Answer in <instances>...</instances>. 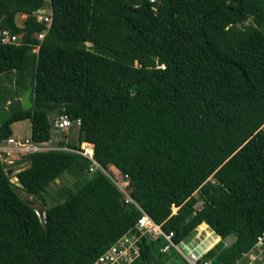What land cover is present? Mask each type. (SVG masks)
<instances>
[{
	"label": "trees",
	"instance_id": "1",
	"mask_svg": "<svg viewBox=\"0 0 264 264\" xmlns=\"http://www.w3.org/2000/svg\"><path fill=\"white\" fill-rule=\"evenodd\" d=\"M46 5L38 41L33 12ZM1 28L19 40L0 43V110L30 86L32 100L58 105L11 114L0 144L22 119L32 143L47 141L54 112L78 120L76 141L58 146L92 144L104 172L87 173L74 151L45 149L24 154L13 183L0 160V264H89L129 230L139 211L109 166L173 242L206 224L207 246L219 237L204 253L210 264H236L264 241V0H0ZM65 172L74 188L46 205L47 185ZM16 187L41 200L43 219ZM160 241L141 236L130 264H165L171 253L152 252Z\"/></svg>",
	"mask_w": 264,
	"mask_h": 264
},
{
	"label": "built area",
	"instance_id": "2",
	"mask_svg": "<svg viewBox=\"0 0 264 264\" xmlns=\"http://www.w3.org/2000/svg\"><path fill=\"white\" fill-rule=\"evenodd\" d=\"M45 4L50 2V0H42ZM153 1V0H149ZM33 15L35 20L42 24V29L34 34L35 38L40 41L43 35L47 31L50 21H51V9L48 5L39 7L34 10ZM19 37L15 33H11L5 28L0 29V43L1 44H16L18 43ZM37 50V46L35 48ZM68 118L66 116H57V118L52 120V123L57 128H63L68 125ZM5 148L9 152H14L19 155H24L28 152L38 151L40 147L32 143L27 139H18L9 137L5 141ZM79 149H71L67 147H59V149H64L68 151H74L87 159L89 161L87 167V173L93 172L95 169L99 168L104 172V170L98 165V163L92 157V144L87 142H82ZM1 146V145H0ZM113 183L118 187V189L123 194L124 201L132 203L139 211V216L136 218L132 227L127 230L124 234L119 236L115 241L104 248L89 264H130L138 256L139 245L138 240L141 236L145 240H150L157 242L159 238L161 241L158 244V249L160 252L173 251L178 255L184 264H210V260L204 258V253L196 252L195 247L191 243H186L183 239L178 242H173L172 232H164L160 228V225L155 223L142 209H140L134 201L127 196L124 188L127 185L126 175H124L120 182L115 178H111ZM36 215L39 219H43V214L41 212ZM261 240V237H257V242ZM251 252V251H250ZM249 252V253H250ZM248 253V254H249ZM248 254H243L247 257ZM165 264H172L171 262H166Z\"/></svg>",
	"mask_w": 264,
	"mask_h": 264
},
{
	"label": "rangeland",
	"instance_id": "3",
	"mask_svg": "<svg viewBox=\"0 0 264 264\" xmlns=\"http://www.w3.org/2000/svg\"><path fill=\"white\" fill-rule=\"evenodd\" d=\"M25 17V14H16L15 15V23L17 25H21L23 18ZM248 21H246L245 23H247ZM238 27V25H236ZM32 51H35V49H32ZM52 117H56L54 112H50L49 114V119H51ZM13 128L14 131L20 135H23V133H27L28 132V125L27 123H22L19 127L18 126H14L13 124ZM263 131H264V123L261 125L260 127ZM52 138H56L58 136H65L66 139L71 140L72 142H74L75 140V136L76 135V125L74 122L70 123L68 126L61 128V129H55L53 128L50 132ZM3 144V143H2ZM81 144V143H80ZM79 144V148L80 145ZM49 147H53L55 149L59 148L58 146L55 145H51ZM1 151V150H0ZM0 160L4 163V170L6 171L7 175L10 177V181L15 183V178L13 177L14 172L16 169L18 168H23L24 166L27 165V162H23L24 159L22 156H20L17 153L14 152H9L8 150H5V148L2 149V153H0ZM6 160H11L12 163H8L6 162ZM10 168V169H9ZM109 171L110 174L118 181L120 182L121 180V176L120 174L117 172V170H115L112 166H109ZM120 178V180H119ZM75 180V177H73L71 174L68 173H63L61 175H59L58 178H56L54 181L50 182L47 187H46V191L43 194V200L46 203V205L52 203L54 200H57L55 197V193L62 189V186L65 184L66 186L70 187L71 189L74 188V185L72 184L73 181ZM207 180H211L210 178H208ZM16 192L18 193V195L23 198L26 202L30 203L35 210L37 211V213L40 212V209H43L44 206L41 204V200L38 198H33L31 195H27L23 190L19 189V188H15ZM197 193L198 191L193 193V196L197 197ZM125 198V197H124ZM200 206V201L198 200L195 204H194V208H198ZM177 207L175 206H171L170 210L171 213H174L176 211ZM202 227V225H199L197 228H194L186 237L183 238L184 241H186V243L188 242H192L195 244V249L196 252H201L203 250V248L207 247V244L209 242H211L212 238L214 237V233L213 231H210V228L207 227V225H204L203 228H207L205 230H201L199 231L198 229ZM207 231L211 232L210 236H207ZM234 238V234H229L228 236H226L224 239H222V245L227 246L230 244V242L233 240ZM188 240V241H187ZM219 240V238H218ZM218 240H216L215 242H213L211 245H209L210 247L213 246V244H215ZM251 252L247 255V257L239 260L236 262V264H264V241L260 240L259 242H257L253 249L250 250ZM152 252L153 254L156 256L158 254L159 249H158V245L155 244L154 248H152ZM171 253V254H170ZM169 254L171 255V259H168L167 262H171L172 264H174L173 262H177L178 260V255H176V253H174L173 251H169ZM154 259V256H153Z\"/></svg>",
	"mask_w": 264,
	"mask_h": 264
},
{
	"label": "water",
	"instance_id": "4",
	"mask_svg": "<svg viewBox=\"0 0 264 264\" xmlns=\"http://www.w3.org/2000/svg\"><path fill=\"white\" fill-rule=\"evenodd\" d=\"M32 87L24 88L19 96L13 101H9L0 110V125L14 112L18 110H53L58 105L57 102L49 100H32Z\"/></svg>",
	"mask_w": 264,
	"mask_h": 264
},
{
	"label": "crops",
	"instance_id": "5",
	"mask_svg": "<svg viewBox=\"0 0 264 264\" xmlns=\"http://www.w3.org/2000/svg\"><path fill=\"white\" fill-rule=\"evenodd\" d=\"M7 102H9L8 100H6V102H5V104L7 103ZM49 114L50 113H48V115H47V118H48V121H49V130H50V132H51V130L53 129V128H55V129H61V128H57L56 126H54L53 125V123H52V120L53 119H55L54 117H52L51 119H49ZM68 125L70 124V123H72V122H74L75 123V125H76V134H77V128H78V120L77 119H75V120H69L68 119ZM22 123H27V125H28V132L27 133H23V135H20V134H18V133H16L15 131H14V128H13V124H14V126L16 125V126H20ZM67 125V126H68ZM64 128V127H63ZM10 129H11V136L10 137H12V138H18V139H29V134H30V122H29V120L28 119H22V120H18V121H14V122H12L11 124H10ZM75 136V140H74V142L76 141V135H74ZM59 141H62V142H72L71 140H69V139H66V137L63 135V136H58V137H56L55 139L54 138H52V136H51V134H50V136H49V139L47 140V141H45V142H41V143H34V144H36V145H38L39 147H40V149L39 150H45V149H54L53 147H49L50 145H51V143H52V145H54V143H55V145L56 146H58V142ZM1 146H0V153H2V149H1V147H5L6 146V143L4 142L3 144H0ZM59 147V146H58ZM56 148V147H55ZM6 150V149H5ZM20 156H24V155H20ZM24 159V158H23ZM6 162H8V163H12L11 162V160H6ZM24 163L25 162H27L25 159H24V161H23ZM25 167V166H24ZM113 167V166H112ZM115 170H116V168L115 167H113ZM10 169V168H9ZM19 169V168H18ZM18 169H16L15 170V172L18 170ZM14 172V173H15ZM56 179V178H55ZM54 179V180H55ZM203 223V222H202ZM201 225H206V224H201ZM208 227V226H207ZM209 228V227H208ZM210 231H211V229H210ZM214 236H215V234H214ZM218 237V236H217ZM219 238V237H218ZM188 241V240H187ZM189 243H191V245L194 247L195 246V244L194 243H192V242H189ZM210 247H205V248H203V250L202 251H204V250H208ZM201 251V252H202Z\"/></svg>",
	"mask_w": 264,
	"mask_h": 264
},
{
	"label": "bare ground",
	"instance_id": "6",
	"mask_svg": "<svg viewBox=\"0 0 264 264\" xmlns=\"http://www.w3.org/2000/svg\"><path fill=\"white\" fill-rule=\"evenodd\" d=\"M207 247H210V246H207Z\"/></svg>",
	"mask_w": 264,
	"mask_h": 264
}]
</instances>
